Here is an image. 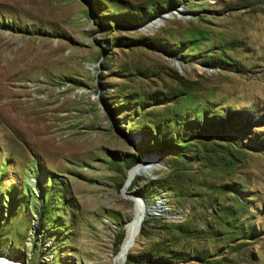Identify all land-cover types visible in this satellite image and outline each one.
Masks as SVG:
<instances>
[{
    "label": "rangeland",
    "instance_id": "obj_1",
    "mask_svg": "<svg viewBox=\"0 0 264 264\" xmlns=\"http://www.w3.org/2000/svg\"><path fill=\"white\" fill-rule=\"evenodd\" d=\"M0 93V254L264 264V0H0Z\"/></svg>",
    "mask_w": 264,
    "mask_h": 264
},
{
    "label": "bare ground",
    "instance_id": "obj_2",
    "mask_svg": "<svg viewBox=\"0 0 264 264\" xmlns=\"http://www.w3.org/2000/svg\"><path fill=\"white\" fill-rule=\"evenodd\" d=\"M1 96V93H0ZM147 169L146 165H137L133 170L130 171V177L133 176L134 172L137 170ZM153 208L155 209L157 203ZM154 211V210H152ZM151 213V211H147V209H142V207L137 206L134 210V214L132 219L127 223L125 227V235L121 245L119 247V253L116 256V264H124L125 258L128 252L131 250L133 246L136 244L137 237L139 235L140 227L142 225L143 219L146 215ZM0 264H23L20 261L15 260L9 256H5L0 254Z\"/></svg>",
    "mask_w": 264,
    "mask_h": 264
},
{
    "label": "trees",
    "instance_id": "obj_3",
    "mask_svg": "<svg viewBox=\"0 0 264 264\" xmlns=\"http://www.w3.org/2000/svg\"><path fill=\"white\" fill-rule=\"evenodd\" d=\"M176 5H177V3L173 2V3L169 4L167 8L168 9L169 8H174Z\"/></svg>",
    "mask_w": 264,
    "mask_h": 264
},
{
    "label": "built area",
    "instance_id": "obj_4",
    "mask_svg": "<svg viewBox=\"0 0 264 264\" xmlns=\"http://www.w3.org/2000/svg\"><path fill=\"white\" fill-rule=\"evenodd\" d=\"M155 202H159V203H160V202H161V199H158V200L155 199V201H154L153 203H155ZM153 203H152V204H153ZM160 204H161V203H160ZM161 208H163V207L161 206ZM158 211H160V210H158ZM156 212H157V211H156ZM156 212H154L153 214H155Z\"/></svg>",
    "mask_w": 264,
    "mask_h": 264
}]
</instances>
